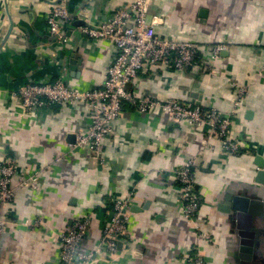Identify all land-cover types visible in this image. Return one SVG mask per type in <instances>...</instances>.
Segmentation results:
<instances>
[{"label": "crops", "instance_id": "obj_1", "mask_svg": "<svg viewBox=\"0 0 264 264\" xmlns=\"http://www.w3.org/2000/svg\"><path fill=\"white\" fill-rule=\"evenodd\" d=\"M56 1L0 0V167L11 162L41 177L38 190L17 189L14 204L0 207L9 221L0 234V264H61L58 235L85 215L91 224L82 250H94L109 218L107 205L120 196L130 205L128 237L118 253L97 255L92 264H193L198 251L207 264H264V218L259 229L256 218L252 222L245 215L240 230L220 210L228 194L264 206L256 182V158L264 159V0H153L148 19L159 18L157 34L198 44L201 66L184 73L159 66L128 86L137 95L165 101L199 96L232 116L231 137L243 148L234 155L221 141L209 139V126L176 121L160 110L127 108L99 153L74 148L75 139L69 138L88 130L85 104L26 113L14 99L25 85L60 80L73 89H95L117 57L115 46L87 39L74 23L66 26L69 42L56 43L47 23ZM131 1L63 3L74 12L88 6L92 23L99 24ZM218 44L228 50L214 60L212 74L203 64ZM237 86L247 95L235 111ZM190 160L196 162L201 201L194 220L183 214L174 178ZM40 218L45 223L39 228L21 225ZM244 240L254 246L241 244Z\"/></svg>", "mask_w": 264, "mask_h": 264}, {"label": "built area", "instance_id": "obj_2", "mask_svg": "<svg viewBox=\"0 0 264 264\" xmlns=\"http://www.w3.org/2000/svg\"><path fill=\"white\" fill-rule=\"evenodd\" d=\"M64 0L53 7L48 14V28L56 43L67 44L70 37L66 26L82 22L79 32L89 40L107 42L117 49V57L108 69L107 79L101 87L91 90L73 89L63 81L29 83L17 93L14 99L29 115L55 106H72L83 103L87 106L91 122L88 130L76 135L74 148L99 153L104 140L113 134L114 123L123 117L127 108L138 113L160 110L176 121L188 122L192 126H209V139L222 142L229 154H239L243 149L240 142L231 137L234 121L218 109H206L179 100H161L150 96H140L128 90L129 84L138 80L140 73L159 66H170L177 72H188L201 66L202 49L196 43L169 40L156 32L159 18L149 21V10L153 0H132L125 8L115 11L112 16L99 24L92 23L88 6L71 11ZM228 50L225 44L214 46L209 60L203 69L212 74L214 60ZM212 61V62H211ZM234 110L240 108L247 95L245 88L237 86ZM195 160H190L174 172V178L181 187L183 214L186 219L194 220L199 213L201 201L195 189ZM40 172L21 170L14 163L0 167V207L11 206L15 202L17 189L38 190ZM16 180V185L14 181ZM108 209V221L103 229L99 244L92 251H83L82 244L89 231V215L77 218L71 228L58 235L61 244V264H92L95 256L116 254L120 244L128 237L131 215L126 197H116ZM43 219L25 221L27 228H39ZM9 221L0 215V234L6 232ZM198 229V227H195ZM193 264H207L198 251L193 256Z\"/></svg>", "mask_w": 264, "mask_h": 264}, {"label": "water", "instance_id": "obj_3", "mask_svg": "<svg viewBox=\"0 0 264 264\" xmlns=\"http://www.w3.org/2000/svg\"><path fill=\"white\" fill-rule=\"evenodd\" d=\"M62 0H57L55 3H53L54 5H57L61 2ZM77 13V11H76ZM83 23L78 21L74 23V26H81ZM56 40V37H53ZM72 64H76L75 60L72 62ZM75 68V67H74ZM205 100L201 97L199 98V96H194V98L188 100L187 103L193 104V105H197V106H201L204 107L206 109H218L217 107H208L207 104L204 102ZM219 110V109H218ZM70 139H75V135L72 134L69 136ZM75 143V141H74ZM256 162L258 165V173H257V178H256V182L261 185V191H264V159L261 156H258L256 158ZM260 198H262V195L259 196ZM247 201L249 202V206L247 207ZM222 206L220 207V210H222L223 212L227 213L230 217V223L234 224V220H236L238 222V228L240 230H242L241 228H243V218L246 217L245 215H247L249 218L253 219L256 218V220L259 222L262 218H264V206L263 203L259 200H250L248 198H244L235 194H228L222 201ZM258 227L259 229L261 228V223H258ZM246 228V227H245ZM245 230V229H244ZM247 232H243V233H239V236H243V237H249V238H253V234H246ZM241 244H244L245 246H254V243H252V241L248 242L246 240L242 241ZM242 250H246L245 248H243Z\"/></svg>", "mask_w": 264, "mask_h": 264}, {"label": "trees", "instance_id": "obj_4", "mask_svg": "<svg viewBox=\"0 0 264 264\" xmlns=\"http://www.w3.org/2000/svg\"><path fill=\"white\" fill-rule=\"evenodd\" d=\"M107 206H108V209H109L111 205L109 204V205H107Z\"/></svg>", "mask_w": 264, "mask_h": 264}]
</instances>
